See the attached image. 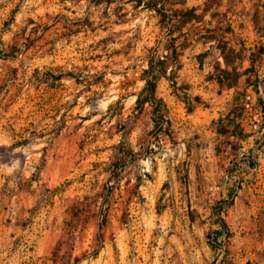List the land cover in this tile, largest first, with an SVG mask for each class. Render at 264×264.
Instances as JSON below:
<instances>
[{
	"label": "rangeland",
	"instance_id": "1",
	"mask_svg": "<svg viewBox=\"0 0 264 264\" xmlns=\"http://www.w3.org/2000/svg\"><path fill=\"white\" fill-rule=\"evenodd\" d=\"M166 1L207 15L0 0V264H264V0ZM224 43L260 80L220 86ZM150 55L171 132L137 104Z\"/></svg>",
	"mask_w": 264,
	"mask_h": 264
},
{
	"label": "trees",
	"instance_id": "2",
	"mask_svg": "<svg viewBox=\"0 0 264 264\" xmlns=\"http://www.w3.org/2000/svg\"><path fill=\"white\" fill-rule=\"evenodd\" d=\"M146 0H138V3L142 5L145 3ZM148 2V1H147ZM168 1L166 0H149L148 8L150 10H155L158 15L161 16V22L164 24L170 23L173 19V17L179 14L181 15V23L182 24H188L193 21L196 22H203L205 19V16L207 15V9L203 11V13L199 14L197 13L200 7H192L186 11L179 10L175 12V15H171L166 11V4ZM161 5V6H160ZM257 17V16H256ZM255 23L258 24L259 20L254 19ZM232 30V29H230ZM262 36L264 35V28L262 31H259ZM209 41H217L218 38L216 36L208 37ZM220 53L223 56L225 63L227 65V68L221 70V75L218 77V83L222 88L228 87V88H235L239 86L240 79L243 75L249 74L251 72H256V75L258 79L260 80L261 74L259 72V67L257 65V60L255 58L251 59V64L248 68L245 69L244 72H240V68H243L245 57H244V51L246 49L238 51L237 49L233 47H228L226 43H224L223 46L219 47ZM175 49L174 52L176 53L177 57H179V53L176 52ZM260 53L264 54V49H260ZM254 56L255 53H252ZM149 63L148 67L144 69L141 79L145 81V86L142 90V92L138 95L137 104L141 107H143L145 104L149 103L151 104L153 109V120L156 124V127L163 129L166 127V131L171 132L173 122L170 117V109L165 102V100L158 95V85L159 81L162 77L167 76V60L166 58H161L158 61H156L154 55H150L148 57ZM229 68H232L230 70ZM70 76H73L72 74ZM74 77V76H73ZM62 79V76L54 77V82L60 81ZM264 81V79H263ZM247 85L248 86H254L256 90L259 88V84L253 83L252 78L247 79ZM244 99H246L247 94H244ZM235 100H240V96H237ZM137 153H135L134 149H129L127 152V157L136 156ZM126 158H121L120 161L126 162ZM118 167V166H116ZM226 227V225H225Z\"/></svg>",
	"mask_w": 264,
	"mask_h": 264
}]
</instances>
